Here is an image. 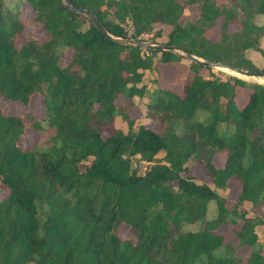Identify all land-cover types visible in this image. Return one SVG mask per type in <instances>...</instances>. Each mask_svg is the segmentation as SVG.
Instances as JSON below:
<instances>
[{"label":"trees","instance_id":"16d2710c","mask_svg":"<svg viewBox=\"0 0 264 264\" xmlns=\"http://www.w3.org/2000/svg\"><path fill=\"white\" fill-rule=\"evenodd\" d=\"M25 2L30 19L0 0V97L26 104L38 93L43 115L0 107V186L6 190L0 264H264L255 230L264 213L237 209L243 200L264 206V82L204 76L199 70L211 67L187 59L190 72L177 92L159 83L158 63L184 54L116 41L65 0ZM68 2L93 11L114 36L144 40L152 32L179 51L264 74V23L255 20L264 14V0ZM188 5L199 7L194 20L183 17ZM28 21L49 36L30 32L18 44ZM217 23L220 37L208 38L205 30ZM231 23L239 30L229 31ZM247 49L260 52L262 66ZM149 70L157 74V89L145 116L160 129L148 123L133 129L126 108L147 93ZM238 87L249 89L243 104ZM200 111L207 115L200 118ZM118 113L127 132L114 125ZM28 128L44 142L22 146ZM217 153L225 154L221 166L213 160ZM135 155L148 162L143 172L132 168ZM196 164L208 181L192 173ZM230 179L240 183L232 206L215 189ZM211 200L215 211L208 216ZM193 222L197 229L184 228ZM122 223L131 236H120ZM226 223L233 224L235 243L219 230Z\"/></svg>","mask_w":264,"mask_h":264},{"label":"rangeland","instance_id":"374dc122","mask_svg":"<svg viewBox=\"0 0 264 264\" xmlns=\"http://www.w3.org/2000/svg\"><path fill=\"white\" fill-rule=\"evenodd\" d=\"M183 1V0H179ZM7 6H10L14 10L20 7L19 16L23 17L24 19H30L31 15H33V11L27 6L25 0H5ZM199 7L197 5H188L184 9L183 17L189 18L190 20H194L198 17ZM257 23H264V14H257L255 18ZM219 22V21H218ZM127 27L130 29L129 23H127ZM240 24L239 23H231L228 26L229 31L239 30ZM169 29L168 25L164 26V30L167 31ZM33 32L35 35H39L42 37L47 38L49 35L40 27L37 26L30 21L26 24L23 31L21 32L19 39L17 41L18 44L24 42L27 38L28 33ZM152 32L144 33L142 36L145 38L144 40L150 41L153 43H162L163 40L161 38H155L152 36ZM205 35L211 39H218L220 37V30L218 27V23L207 30H205ZM163 38V37H162ZM164 39V38H163ZM259 46L264 47V35H262L259 39ZM245 54L252 59V61L258 65L262 66L263 61H261V54L258 50L255 49H247L245 50ZM69 55V51H66L62 63H66ZM158 55V54H157ZM186 56L181 58L180 60L173 61L172 63H158L159 66V74L161 82V86L169 87L172 90L174 89L177 92H181L183 84L185 80L188 78L189 75V59ZM211 68H202L200 69V73L204 76H218L220 78H226L228 74H235L234 71L228 68H223L220 66H210ZM146 75L143 79V82L146 83L147 86V93H144L142 97L134 96L135 103L132 106H128L126 108V112L128 113L129 117L134 120L133 129H136L141 123H148L153 128L159 130L160 123L158 121H149L150 119L145 116V109H146V102L149 100V95L152 93L154 89H157V84L153 81L155 78L154 70L145 71ZM237 75L242 78H245L248 81H263L264 77H259L258 75H247L242 74ZM264 75V74H263ZM249 89L246 87H238L236 99L239 104H243L248 96ZM118 105H121L125 102L124 98H119L117 101ZM0 107L5 112L9 113H22L23 111H34L37 115H43V103L41 100V96L38 93H35L30 98L29 102L24 104L19 101H10L0 97ZM207 113L205 111H200V118L205 117ZM114 125L118 128H121L124 132H127L128 126L127 121L124 119L119 113L114 117ZM41 141L42 144L44 139L41 136V133L28 128L26 132L21 136L19 143L22 146H28L30 144L36 143ZM164 152L160 151L157 153L158 157L163 156ZM132 168H135L138 172H143L146 167L148 166V162L145 160H139L138 155L132 156ZM225 159L224 153H217L214 156V162L217 166H221ZM192 173L197 177L198 181H208V176L204 174L203 168L201 165L196 164L191 166ZM217 192L222 195L226 199V204L228 206H232L238 192L240 189V183L237 180H229L226 187H217L215 188ZM6 193V190L0 186V197ZM209 209L208 216H212L211 212L215 211V203L213 200L209 201ZM237 209L241 212L246 213L248 216H258L264 213V206L257 205L254 206L251 201L243 200L242 202L238 203ZM199 222L193 223H186L184 224L185 229H197L199 227ZM232 223H226L221 226L219 229L222 232H225L224 239L229 240L232 242H236L235 232L232 228ZM255 230L258 235V239L262 242V248L264 250V224H258L255 227ZM118 232L120 236L128 237L131 236V231L124 223L120 225L118 228ZM239 254L241 257L245 258L248 254L247 249L239 250Z\"/></svg>","mask_w":264,"mask_h":264},{"label":"water","instance_id":"95a60500","mask_svg":"<svg viewBox=\"0 0 264 264\" xmlns=\"http://www.w3.org/2000/svg\"><path fill=\"white\" fill-rule=\"evenodd\" d=\"M66 2V6H68L69 8H72L78 12L84 13L101 31L103 34L111 37L112 39L119 41V42H125V43H130V44H135V45H140L142 47L145 48H156V49H169V50H175L180 52L181 54H184L189 60H193L196 61L198 63H201L203 65H207V66H220L223 68H230L233 69L235 71H238L242 74H247V75H258V76H262L263 73L259 72V71H248L246 69H242V68H238L232 64H226L224 62H220V61H215V60H210V59H204L201 57H198L197 55L190 53V52H184V51H179V49H177L175 46L173 45H169V44H164V43H153L150 41H146V40H142V39H135V38H124V37H120V36H114L112 34H110L102 25V23L100 22V20L98 19V17L96 16V14L88 9L79 7V6H74L71 5L68 0H65Z\"/></svg>","mask_w":264,"mask_h":264},{"label":"bare ground","instance_id":"6f19581e","mask_svg":"<svg viewBox=\"0 0 264 264\" xmlns=\"http://www.w3.org/2000/svg\"><path fill=\"white\" fill-rule=\"evenodd\" d=\"M226 68V67H225ZM228 69H230V68H228ZM232 71H234L235 73H236V75H241L240 74V72H238V71H235V70H233V69H231ZM259 77H264V75H262V76H259ZM263 81H261V83H262Z\"/></svg>","mask_w":264,"mask_h":264}]
</instances>
